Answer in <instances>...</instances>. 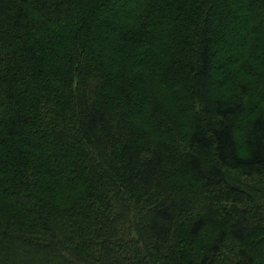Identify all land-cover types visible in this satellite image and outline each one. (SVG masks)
Instances as JSON below:
<instances>
[{
    "label": "trees",
    "instance_id": "1",
    "mask_svg": "<svg viewBox=\"0 0 264 264\" xmlns=\"http://www.w3.org/2000/svg\"><path fill=\"white\" fill-rule=\"evenodd\" d=\"M0 264H264V0H0Z\"/></svg>",
    "mask_w": 264,
    "mask_h": 264
},
{
    "label": "rangeland",
    "instance_id": "2",
    "mask_svg": "<svg viewBox=\"0 0 264 264\" xmlns=\"http://www.w3.org/2000/svg\"><path fill=\"white\" fill-rule=\"evenodd\" d=\"M168 100H166V105L169 107L170 111H173V112H178L179 111V107L176 106L177 103L174 102V99L172 98H167ZM179 104V103H178ZM180 105V104H179ZM258 190V189H257Z\"/></svg>",
    "mask_w": 264,
    "mask_h": 264
}]
</instances>
